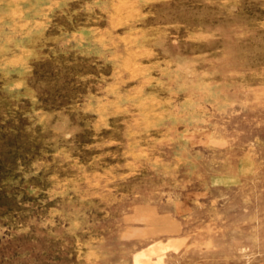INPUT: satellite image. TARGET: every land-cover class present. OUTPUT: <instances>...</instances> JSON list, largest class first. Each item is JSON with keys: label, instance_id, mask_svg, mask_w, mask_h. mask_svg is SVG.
<instances>
[{"label": "rangeland", "instance_id": "1", "mask_svg": "<svg viewBox=\"0 0 264 264\" xmlns=\"http://www.w3.org/2000/svg\"><path fill=\"white\" fill-rule=\"evenodd\" d=\"M0 264H264V0H0Z\"/></svg>", "mask_w": 264, "mask_h": 264}]
</instances>
